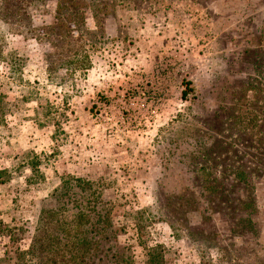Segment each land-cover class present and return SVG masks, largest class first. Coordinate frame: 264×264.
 Segmentation results:
<instances>
[{
    "label": "rangeland",
    "instance_id": "obj_1",
    "mask_svg": "<svg viewBox=\"0 0 264 264\" xmlns=\"http://www.w3.org/2000/svg\"><path fill=\"white\" fill-rule=\"evenodd\" d=\"M60 3L0 0V264L35 228L95 264H264V0Z\"/></svg>",
    "mask_w": 264,
    "mask_h": 264
},
{
    "label": "trees",
    "instance_id": "obj_2",
    "mask_svg": "<svg viewBox=\"0 0 264 264\" xmlns=\"http://www.w3.org/2000/svg\"><path fill=\"white\" fill-rule=\"evenodd\" d=\"M59 5L61 4L60 1L64 2L65 4H69V7L72 6H79V4H75V0H58ZM78 1V0H76ZM60 6L64 7V4H61ZM19 9V8H18ZM77 14V13H75ZM15 24L17 25L18 21L21 20L19 17L18 12L15 13ZM19 19V20H17ZM235 177L241 181H245L244 179L246 177V174L244 171H237L235 172ZM244 179V180H243ZM54 211V210H53ZM52 210H49V212L55 213ZM92 211V210H91ZM90 211V213H91ZM50 213V214H51ZM89 213L86 211L79 209L74 213L73 216V225L76 229H78L80 235H85L86 231H84V227L87 222H89ZM107 218V217H106ZM108 219V218H107ZM64 225V224H63ZM66 225V224H65ZM64 225V226H65ZM58 234H55L54 236H50V238L47 240V242L44 244L41 242L40 239V230L38 228H35L34 230V235L31 239V242L28 246V249L20 252V256L27 255L29 257V262L32 264H41L40 263V257H41V252L42 249L45 247H48L47 254L49 255L51 253V257L46 258V263L49 264H95L93 260H90L91 262H88L90 258H87L86 255L90 251V248H96L95 244H90L89 242H86V238H79L76 241L71 242V246L68 244H65L67 241L66 237L69 236L70 232L66 230H59L57 231ZM65 241V243H63ZM68 243V242H67ZM70 246V247H69ZM69 249V250H68ZM68 251H71V256L68 255ZM93 256V255H91ZM54 257V258H53ZM68 260V258H70ZM87 258V259H86ZM65 259V260H64ZM154 258H151L149 261V264H153L154 262L152 261Z\"/></svg>",
    "mask_w": 264,
    "mask_h": 264
}]
</instances>
